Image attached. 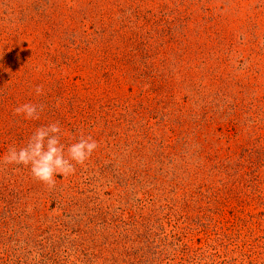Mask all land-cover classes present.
I'll return each mask as SVG.
<instances>
[{"label":"rangeland","instance_id":"374dc122","mask_svg":"<svg viewBox=\"0 0 264 264\" xmlns=\"http://www.w3.org/2000/svg\"><path fill=\"white\" fill-rule=\"evenodd\" d=\"M56 122L99 147L0 163V264H264V0H0V160Z\"/></svg>","mask_w":264,"mask_h":264},{"label":"clouds","instance_id":"9594fccd","mask_svg":"<svg viewBox=\"0 0 264 264\" xmlns=\"http://www.w3.org/2000/svg\"><path fill=\"white\" fill-rule=\"evenodd\" d=\"M35 92L42 95L43 87L38 85ZM41 111L43 106L33 103H24L14 109L16 115H22L26 119H39ZM61 134L58 122L39 127L25 146L10 147L0 163L30 167L36 180L54 188L57 175L67 177L74 174L76 165H85L99 147L91 136L81 135L77 142L67 147L66 154L65 146L60 140Z\"/></svg>","mask_w":264,"mask_h":264}]
</instances>
